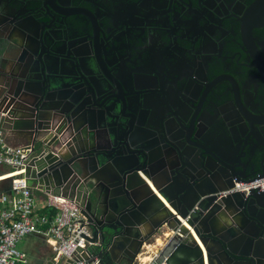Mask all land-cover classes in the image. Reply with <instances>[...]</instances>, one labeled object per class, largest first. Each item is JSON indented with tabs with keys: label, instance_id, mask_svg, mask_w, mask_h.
I'll use <instances>...</instances> for the list:
<instances>
[{
	"label": "flooded vegetation",
	"instance_id": "1",
	"mask_svg": "<svg viewBox=\"0 0 264 264\" xmlns=\"http://www.w3.org/2000/svg\"><path fill=\"white\" fill-rule=\"evenodd\" d=\"M257 1L30 0L29 6L43 31L37 52L51 63L47 81L66 97L63 117L90 105L110 114L105 129L115 141L107 148L97 131L96 150L111 161L142 141L159 155L172 145L174 171L187 165L181 187L206 179V188L217 189L257 178L263 164L264 2ZM252 190L260 189L246 192ZM223 192L217 195L229 194ZM130 244L127 264L139 252Z\"/></svg>",
	"mask_w": 264,
	"mask_h": 264
},
{
	"label": "water",
	"instance_id": "2",
	"mask_svg": "<svg viewBox=\"0 0 264 264\" xmlns=\"http://www.w3.org/2000/svg\"><path fill=\"white\" fill-rule=\"evenodd\" d=\"M14 1L9 3L10 10L18 4L16 12L23 9L28 13L22 17L0 15V38L17 26L25 31V40L22 47L17 45L13 50L12 60L0 65L3 78L0 115L9 127L32 134V155L19 176L25 177L31 188L43 192L57 190L78 200L82 215L104 244L121 236L135 241L136 251H139L143 244H151L149 239L154 234L165 228L167 235L153 254L154 264H205L204 258L206 264H264V189L220 196L218 192L232 188L233 184L209 189L206 179L183 188L178 180L188 173L187 165L181 163L179 170L174 171L176 158L172 145H167L170 150L159 155L142 141L139 148L128 152L129 155L109 161L105 151L96 150L100 143L95 136L100 131L107 148L115 141L114 133L105 129L110 114L108 111L99 114L89 104L82 115L71 113L63 117L66 97L55 90L57 82L47 81L49 75L45 72L51 63L45 51L36 49L37 34L43 35L36 25L38 18L31 13L30 0ZM263 2L258 0L256 4ZM249 24L244 20L246 29ZM58 120L61 124H57ZM79 121L89 125L82 127ZM247 122L252 127L250 120ZM262 147L264 150V144ZM154 151L159 152L160 148ZM83 157L91 164L81 162ZM157 158L161 159V165ZM262 162L258 178L264 176V157ZM144 177L162 195L171 197L175 193L177 197L175 201L168 200L173 214L163 218L147 234H142L140 227L149 218L148 200L152 192ZM2 180L10 181V177ZM251 203L257 206L254 212L248 208ZM234 212L239 216H233ZM195 238L206 256L203 257V249Z\"/></svg>",
	"mask_w": 264,
	"mask_h": 264
},
{
	"label": "built area",
	"instance_id": "3",
	"mask_svg": "<svg viewBox=\"0 0 264 264\" xmlns=\"http://www.w3.org/2000/svg\"><path fill=\"white\" fill-rule=\"evenodd\" d=\"M31 149V144L9 145L0 126V164L19 171L20 175L32 155ZM19 175L10 177L8 192H0V264H29L27 255L15 245L32 233L44 235L51 264H104L92 250L99 245V237L93 235L79 201L60 192H45L39 205L33 188ZM251 189H264V176L238 182L223 193ZM144 253V247L140 248L131 264H154L153 256L141 261Z\"/></svg>",
	"mask_w": 264,
	"mask_h": 264
},
{
	"label": "crops",
	"instance_id": "4",
	"mask_svg": "<svg viewBox=\"0 0 264 264\" xmlns=\"http://www.w3.org/2000/svg\"><path fill=\"white\" fill-rule=\"evenodd\" d=\"M13 2L15 1L14 0H0V15L8 14L9 17L14 16V15L22 17L28 13L23 9L17 10L16 12L15 10L19 8L18 4L16 5L17 7H14L15 9L10 10L9 3H13ZM24 40H25V31L21 30V28L17 26L13 27V29L9 33H8V30L5 32L4 38H0V65L1 64L3 65L4 63H8L12 60L13 50H15L17 45L22 47ZM0 78H1L0 82L2 81L3 83L2 76H0ZM0 126L2 127L4 131L5 141L9 145L17 146V145H23V144H31V140H32L31 132L20 131L15 128L9 127L7 124L3 123L1 119V115H0ZM9 168L11 167L6 166L4 164H0V176L5 174V172H7ZM18 175L19 174L16 173V176ZM144 179L146 181V185L152 192V195L150 196L148 200L147 214H149V218L147 221L143 222L140 227L141 233L147 234L150 231H152L153 228L157 227L156 225L161 220H163V218H165L169 214H173V209L171 207L170 202H168V200L164 197V194L162 195L161 193H159V191H157L153 187L149 179H146L145 177ZM9 182L10 181H7V180L0 181V192L9 191V188H10ZM33 192L38 198L39 205H41L43 199L45 198V192L39 189H35V188H33ZM54 192L59 193L57 190H54ZM160 231L163 234L155 235L153 238V242H151V244L149 245L146 244L147 246L144 248L145 253L143 255H147L148 260L151 256H153L157 248H159V246L163 244L166 238L167 234H164V231H166V229L163 228ZM159 236L161 238V243L158 244L156 243V239ZM25 239L29 243V247H30L29 254L32 255L33 258L30 255H28L26 251H23V250L21 251L27 255L29 264H51V261H50L51 252L49 250L48 245L45 242V238L43 234L32 233V234L26 235ZM194 240H196L195 242L198 244L199 248L203 249L202 251L203 257L204 255L206 256L204 248L202 247L201 244L199 245L200 242L197 241V238H195ZM130 241L131 240H126L125 237L120 236V237L114 238L112 242L107 241L108 243L106 242L104 244V242H102L101 238L99 237V245L94 247L92 250L94 253H97L98 256L101 257V260L104 264H127L128 262L127 259L129 258L132 252V246L130 244ZM107 256L110 258L109 262L106 261L107 260L106 258H108ZM30 257L32 258V260Z\"/></svg>",
	"mask_w": 264,
	"mask_h": 264
},
{
	"label": "rangeland",
	"instance_id": "5",
	"mask_svg": "<svg viewBox=\"0 0 264 264\" xmlns=\"http://www.w3.org/2000/svg\"><path fill=\"white\" fill-rule=\"evenodd\" d=\"M1 119H2V118H1ZM4 169H6V168H4ZM6 173H8V172H5V174H6ZM160 230H161V229H160ZM160 230H159L156 234H154V236H155V235H161V234H163ZM164 232H165V231H164ZM165 233H166V232H165ZM154 236H152V237L149 239L150 243L153 242V238H154ZM15 246H16V249L26 251V253H27L28 255H30V254H29V253H30V252H29V248H30V247H29V243L27 242V240L25 239V237L22 238V239H20L19 241H17ZM146 246H147V245H142L141 248H142V247L145 248ZM30 256L32 257V255H30ZM31 257H30V258H31ZM32 258H33V257H32ZM32 258H31V260H32Z\"/></svg>",
	"mask_w": 264,
	"mask_h": 264
},
{
	"label": "bare ground",
	"instance_id": "6",
	"mask_svg": "<svg viewBox=\"0 0 264 264\" xmlns=\"http://www.w3.org/2000/svg\"><path fill=\"white\" fill-rule=\"evenodd\" d=\"M18 172L19 171H14V172H10V173H7V174H3V175L0 176V179L15 176L16 173H18ZM156 243H158V244L161 243L160 236L157 237ZM140 259H141L142 262H146L148 260V257H147V255H142V256H140Z\"/></svg>",
	"mask_w": 264,
	"mask_h": 264
},
{
	"label": "trees",
	"instance_id": "7",
	"mask_svg": "<svg viewBox=\"0 0 264 264\" xmlns=\"http://www.w3.org/2000/svg\"><path fill=\"white\" fill-rule=\"evenodd\" d=\"M12 171H13V169L9 168L7 172H9V173H10V172H12Z\"/></svg>",
	"mask_w": 264,
	"mask_h": 264
},
{
	"label": "clouds",
	"instance_id": "8",
	"mask_svg": "<svg viewBox=\"0 0 264 264\" xmlns=\"http://www.w3.org/2000/svg\"><path fill=\"white\" fill-rule=\"evenodd\" d=\"M13 171H14V170H13ZM13 171H12V172H13Z\"/></svg>",
	"mask_w": 264,
	"mask_h": 264
}]
</instances>
